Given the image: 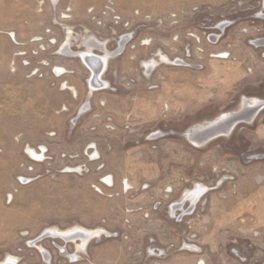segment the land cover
<instances>
[{
	"label": "rangeland",
	"instance_id": "374dc122",
	"mask_svg": "<svg viewBox=\"0 0 264 264\" xmlns=\"http://www.w3.org/2000/svg\"><path fill=\"white\" fill-rule=\"evenodd\" d=\"M261 170L264 0H0V264H264Z\"/></svg>",
	"mask_w": 264,
	"mask_h": 264
},
{
	"label": "bare ground",
	"instance_id": "6f19581e",
	"mask_svg": "<svg viewBox=\"0 0 264 264\" xmlns=\"http://www.w3.org/2000/svg\"><path fill=\"white\" fill-rule=\"evenodd\" d=\"M246 164H247V165H251V164H254V162H253V161H248ZM263 171H264V170H261V172H260V173L264 174V172H263ZM244 224H245L246 226H248V225H249V223H248L247 221H245V222H244Z\"/></svg>",
	"mask_w": 264,
	"mask_h": 264
}]
</instances>
